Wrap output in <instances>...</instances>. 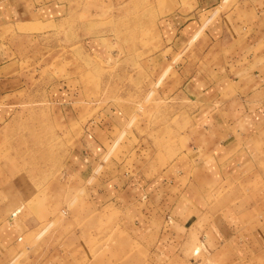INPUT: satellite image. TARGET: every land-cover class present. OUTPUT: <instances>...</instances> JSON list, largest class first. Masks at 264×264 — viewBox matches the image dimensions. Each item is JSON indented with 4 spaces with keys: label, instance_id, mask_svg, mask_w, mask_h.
<instances>
[{
    "label": "crops",
    "instance_id": "obj_1",
    "mask_svg": "<svg viewBox=\"0 0 264 264\" xmlns=\"http://www.w3.org/2000/svg\"><path fill=\"white\" fill-rule=\"evenodd\" d=\"M72 1L0 0V148L6 127L36 125L43 117L54 121L55 104L64 108L84 102L80 101L83 91L69 102L68 91L47 89L38 94L26 82L35 71L29 65H35L37 57L18 55L19 45L36 36L32 32L36 24L70 15L92 16L91 23L78 22L77 44L94 62L104 64L114 79H135L139 72H133L132 65L144 71L166 50L184 47L188 76L180 70L157 92L172 102L186 99L193 106L189 109L193 117L181 119L184 115L174 113L169 118L187 136L185 150L161 173L135 172L122 184L109 182L103 192L99 181L98 187L85 192V206L93 212L109 206L126 228L157 232L163 238L194 231L199 246L211 254L229 248L231 254L243 257L246 253L239 251L238 242L245 238L264 249V0H110L107 13L97 3L86 9L80 7L81 0ZM102 14L105 19L95 18ZM90 26L92 34H81ZM164 61L160 59L157 71H162ZM58 94L63 99L58 100ZM99 102L100 97L92 108ZM127 113L106 103L84 125L69 154L79 182L91 177L101 155L127 123ZM39 138L21 137L19 142L38 145ZM38 151L37 146L19 151L8 164L11 171L0 172L17 176L9 188L0 190L7 214L20 213L36 192L31 182L21 178L26 173L17 161L36 159ZM245 185H252L251 213H244L239 204L230 205L229 195L213 203L218 189L236 186L239 193ZM240 224H252L248 236L239 228L232 232V226Z\"/></svg>",
    "mask_w": 264,
    "mask_h": 264
},
{
    "label": "rangeland",
    "instance_id": "obj_2",
    "mask_svg": "<svg viewBox=\"0 0 264 264\" xmlns=\"http://www.w3.org/2000/svg\"><path fill=\"white\" fill-rule=\"evenodd\" d=\"M72 3L76 4V0ZM81 3L80 7L86 9L97 3L106 13L111 5L110 0H81ZM95 18L102 20L106 15ZM92 20V16L80 14L62 21L38 23L37 30H32L36 36L19 45L18 55L37 57L35 65L28 64L35 69L26 80L31 89H36L38 94L47 89L60 93L63 89L70 93L69 102H74L77 93L83 91L80 101L84 102H74L64 108L55 104L54 121L43 117L37 119L36 125L5 128L0 172L11 171L8 164L19 151L36 146L39 151L36 159L17 161L22 165L21 172L26 173L21 178L36 187L34 196L22 206L20 213L17 210L13 215L7 214L8 209L0 197V264H264V249L254 247L246 238L238 242L239 251L246 253L245 258L231 254L229 248L211 254L199 246V234L196 237L194 231L182 232L175 239L163 238L157 232L126 228L119 213L109 206L94 212L85 206V192L89 193L99 181L103 192L109 182L114 186L122 184L135 172L158 174L164 171L179 152L185 150L187 140L186 135L171 125L169 118L174 113L184 115L181 119L193 117L189 111L193 106L186 99L172 102L157 92L165 80L178 76L180 70L188 76L184 47L178 51L166 50L144 71L140 65H132L133 72H139L135 79H114L104 64L94 62L77 44L78 22L91 23ZM206 22L204 16L202 24ZM93 31L90 26L81 34ZM159 56L165 60L160 72L156 69L160 65ZM99 97V104L92 108ZM56 98L63 99L60 94ZM106 103H114L127 111L128 121L101 155L91 177L79 182L69 165V154L84 125ZM33 136L40 137L42 143L19 142L21 137ZM16 180L17 176L11 173L0 175V190L3 186L9 188ZM233 191L235 194H231ZM228 195L230 205L237 208L239 204L244 213H251L252 185H245L239 193L236 186L218 189L213 203L222 202ZM251 227L252 224H240L237 228L234 225L232 232L240 229L248 236ZM234 250L236 252V247L232 246Z\"/></svg>",
    "mask_w": 264,
    "mask_h": 264
}]
</instances>
